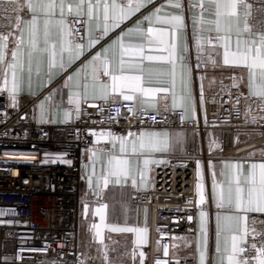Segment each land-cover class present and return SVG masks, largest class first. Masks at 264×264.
<instances>
[{
  "label": "built area",
  "instance_id": "1",
  "mask_svg": "<svg viewBox=\"0 0 264 264\" xmlns=\"http://www.w3.org/2000/svg\"><path fill=\"white\" fill-rule=\"evenodd\" d=\"M246 2L251 8L250 33L258 36L264 31V0ZM5 7L0 4V34L12 33L16 27L17 13H6ZM19 15L24 18L30 13L25 8ZM6 16L11 19H5ZM80 37L77 42L84 44L86 25L80 28ZM9 40L14 46L12 37ZM191 65L195 76L210 68L204 63L197 67L193 59ZM237 74V70H229L214 93L202 95V100L201 94L198 95L196 119H187L181 109L130 112L128 108L134 102L117 98L116 104H105L102 100L83 103L78 119L75 115L70 122L57 126L36 122V97L19 95L12 106L9 96L0 93V209L4 210L0 213V264H78L81 259L86 264H110L109 258L105 261L99 254L91 257L85 251L83 237L88 233L82 232L80 215L87 156L93 150L109 149L113 143L110 137L99 138L100 132L126 137L146 128L203 132L220 126L222 152L211 158L213 161L239 157L264 147L261 101L253 100L245 107V94L233 87ZM245 136L247 140H240L239 137ZM258 159H264V154ZM207 160L210 159L206 155H186L155 166L149 189L133 193L131 203L148 208L151 214L152 246L146 264H156L157 259L169 264H175L177 259L179 264H196L193 256L175 254L181 241L175 238L193 237L197 233V218L202 210L196 191L197 164ZM189 216L193 217L191 221L187 219ZM254 220L255 223L253 219L249 221V227H255L262 235L249 236V243L264 238V217ZM164 245L169 248L168 256L163 255ZM254 255L252 251L244 253L245 257Z\"/></svg>",
  "mask_w": 264,
  "mask_h": 264
},
{
  "label": "snow or ice",
  "instance_id": "2",
  "mask_svg": "<svg viewBox=\"0 0 264 264\" xmlns=\"http://www.w3.org/2000/svg\"><path fill=\"white\" fill-rule=\"evenodd\" d=\"M153 3V0H0V4H5L4 11L17 13L16 27L12 33L0 34V74L3 76L4 87L0 88V93L7 91L9 98L12 101V106H15L18 94L24 90V71L27 68L29 77V92L31 93V76L33 65L35 64L37 74H39L43 58L47 57L48 76L51 79L54 69L65 68V53L68 54V64L78 59L84 50V45L78 43L80 37V28L85 25H91L95 19L99 21L102 17L103 28L102 34L107 35L110 29L118 28L124 20L129 19L146 7ZM207 3L208 7H205ZM174 9L175 11L165 12L161 14L164 8ZM187 7L189 11L199 9L198 16L190 17L191 20V36L195 40L197 50V67L203 61V57L199 55L204 51V36L205 25H210L207 28L209 36L208 44L215 42L223 49V64L225 66L243 67L247 69V87L251 97L259 98L261 101V110L264 111V31H262L254 39H242V32L239 29L240 9H244L245 28L244 32H248L247 16L250 5L245 3V0H189ZM25 8L31 13V19H23L19 13ZM67 9V12H66ZM205 13L213 19H206ZM86 17V19H81ZM5 19H11L6 16ZM143 21L148 22V27H137L136 31L146 37L149 46L154 45L159 51L167 53V55L144 56V45H133L124 42V36L121 35L113 45L97 53L89 62L88 69L84 75V83L82 85L83 94L79 91H72L68 96V104L74 106L77 119L79 118L80 105L82 100L88 99V89H98L100 95L96 98L102 100L105 104L109 102L116 104L118 102L116 93L122 96L123 101H134L133 106H129L130 112L140 111L146 112L148 109L160 111L158 104L160 101H167L168 95L171 94V105L164 103L163 111L167 112L181 108L185 113L191 111L194 114L196 111L195 97L191 88V64L188 46V34L186 29L188 24L185 17L184 0H167L166 5L156 7L149 16H145ZM143 21L140 24H143ZM43 24V47H41L40 24ZM153 23L165 25L166 27H153ZM233 23L236 26V41L235 47H232L231 33L233 31ZM23 24L27 29L28 38L25 40ZM79 25L80 27H77ZM56 29L58 37L55 43L52 42L51 29ZM132 31V29H129ZM184 33V46L181 49L179 45L180 34ZM215 35H211V33ZM12 37L14 47L9 50V38ZM98 40L89 39V46H92ZM118 45L119 49V64L121 74L117 75L110 70V64L113 57L110 55V49ZM10 51V59L9 56ZM134 55L141 57L142 60H159L167 62L171 65V81L170 87L152 88L145 87L143 78L140 75H125L124 69L127 63L128 68L140 69L139 63L132 64L125 61V56ZM26 56V65H25ZM213 67L217 66L216 61L209 57ZM177 64L180 65V87L177 92ZM142 70V69H141ZM107 77L108 80L103 78ZM10 78V79H9ZM73 77L69 76L68 81H72ZM203 79V78H202ZM244 77L239 78V82H243ZM233 87L239 88V82L233 78ZM72 87L80 88L78 83ZM201 88V100H202ZM157 93H165L159 100L156 99ZM55 93H50L49 96L39 104L40 121L53 122L46 120L45 104L51 101ZM62 104V100L60 101ZM138 105V108H137ZM95 106V105H90ZM73 110L64 111V122H68L71 118ZM103 111V109H101ZM119 110H117L118 112ZM237 115L239 113L237 112ZM185 117H181L182 121ZM155 119V117H153ZM256 120L257 117H252ZM207 123V117H204ZM96 135V133H92ZM134 139L131 140V153H157L168 152L172 147L168 132H141L139 134H128ZM111 138L113 144L119 142V150L121 153L128 151L129 140L125 136H117L111 132H100L99 138ZM175 142L182 144V134L177 133ZM212 144H216L213 140ZM218 146V145H217ZM96 156V151L93 150V157ZM70 163V161L68 162ZM153 163H164L163 160L143 159L144 171H140L139 175L142 184L145 182V172L148 165ZM225 169H231L232 175L227 179V188L224 183L216 179L217 175L225 176V172L221 170L218 174L213 171L212 176V192L215 199V206L218 210L227 209L228 213L218 211L215 217V248L216 257L214 264H264V238L249 243L248 237L253 238L261 236L255 227H249V213H264V162L251 163L248 169V174L243 176V185L241 184V175L244 165L241 163H225ZM132 169L129 159L117 158L115 155H110L108 160V168L105 176L102 177L103 186L109 184V177H115L117 184L121 180H127L131 175ZM89 177V184H91ZM133 187L137 186V180L133 176L131 179ZM97 187H100V181H97ZM199 203L204 204V185L202 182L196 185ZM191 203V202H189ZM107 205L102 204L95 209L94 215L99 216L100 223H92L90 230L94 232V239H98L105 251L102 253L103 259L108 260L107 245H104V236L102 228L105 226V209ZM4 210L0 209V213ZM87 205H85V213L87 214ZM189 221L193 217H187ZM207 212L201 210L199 212L200 237L196 242L197 253L195 259L197 264H207L208 260V236H207ZM255 223V220L252 221ZM264 223V221H262ZM238 225L233 228V225ZM112 232L135 233L136 245L145 244L147 242V227H120L116 225L108 226ZM177 240H184L185 246H190L185 238L176 237ZM223 239V248H221V240ZM159 250V245H158ZM252 251L254 256L245 257L244 253ZM135 257V250L132 253ZM141 264H143V252L139 253ZM163 255H169L167 245L163 246ZM89 260L93 258H87ZM7 260V258H5ZM55 264V262H54ZM78 264H86L85 259L78 261ZM156 264H169L168 261L157 259ZM175 264H179L177 259Z\"/></svg>",
  "mask_w": 264,
  "mask_h": 264
},
{
  "label": "crops",
  "instance_id": "3",
  "mask_svg": "<svg viewBox=\"0 0 264 264\" xmlns=\"http://www.w3.org/2000/svg\"><path fill=\"white\" fill-rule=\"evenodd\" d=\"M21 2H25V0H21ZM189 0H184L185 3V17L186 23L188 24V28L186 32L188 34V46H189V55L191 60L197 61V50L195 46V40L192 39L191 32V20L190 17L198 16L200 14L199 9L189 11L187 4ZM245 3L247 4L246 0ZM167 0H163L160 3H156L153 0V3L148 4L146 7L141 8L139 12L135 15L131 16L129 19L123 21L118 28L110 29L107 35L102 34L103 28V20L102 17L99 21L93 20L91 25H86V41L83 44L84 50L78 59H75L69 66L68 64V54L65 53V68L54 69L51 79L48 76V66H47V57L45 56L42 61V67L37 74L35 64L33 65V71L31 76V93L29 92L28 84L29 77L27 68L25 67L24 71V81L25 87L24 90L18 94L19 95H32L37 98L35 109H34V118L36 122L42 124H51V125H65L66 123L73 120L76 115L73 105L68 104V96L72 91H79L83 94L82 85L84 81V75L86 70L88 69L89 62L92 58L97 54L102 52L104 49L109 48L113 45L114 41H117L118 38L123 35L124 42L131 43L133 45L143 44L144 52L143 55H167L165 52L159 51L154 45L149 46L147 44L146 37L141 35L136 31V28L143 27L146 29L149 25L147 21H143L145 16H149L153 13L156 7H160L161 5H166ZM205 7L208 5L205 3ZM27 9V8H26ZM28 10V9H27ZM175 11L174 9H170L165 7L162 11V15L165 12ZM240 21H239V29L242 32V39H254L257 35L251 34L250 30L248 32H244L245 28V17H244V9L240 10ZM249 15L247 16V26L249 29L248 19L251 15V8H248ZM67 12V9H66ZM30 13V12H29ZM206 19H213V17L209 16L208 13H205ZM86 19V17H83ZM23 19L28 20L31 19V13L29 17H24ZM143 21L141 25L140 22ZM153 27H166L165 25L155 24L153 23ZM205 31L203 36L204 40V51L200 53L203 57L202 63L210 66L209 70L206 73L195 76L193 73V67L191 65V88L193 96L195 97L196 103V111L193 114L191 111V107H189V111L186 114L187 119H196L199 114L198 107V95L201 94H211L217 90L218 83L225 79L228 75V71L231 69H235L238 71L237 74V82H239V78L244 77L243 82H239V89L245 94L246 101L245 107L250 106V102L253 100H257L259 98L251 97L249 95V89L247 85V69L243 67H233V66H225L223 64V49L215 44H208L207 38L210 35L207 31L210 25H205ZM21 28L24 29V37L25 40L28 38L27 29L24 28L23 24ZM132 29V31H129ZM52 37L51 40L55 43L58 39L56 35V29L52 28ZM184 33L180 34L179 45L181 49L184 46ZM211 35H215V33H211ZM231 35V43L232 47H235L236 41V26L233 23V31ZM40 38H41V47H43V24H40ZM89 39L93 41L98 40V42L94 43L92 46H89ZM14 46L11 44L9 40L8 48L11 50ZM110 55L113 57L110 70L115 74H121L120 64H119V49L118 45L112 47L110 49ZM209 57L216 61L215 67L211 64ZM10 59V51L9 56ZM125 61L128 63L136 64L139 63L141 65L140 69L136 68H128L127 63L124 69L125 75H140L143 78L145 87L152 88H164L170 87L171 81V65L164 61L159 60H142L141 57L128 55L125 56ZM26 56H25V65H26ZM142 69V70H141ZM177 72V92H179L180 87V65L177 64L176 67ZM72 76V81H68V77ZM203 78V79H202ZM10 79V78H9ZM104 80H108L107 77L103 78ZM80 84V88L72 87L73 85ZM4 87L3 76L0 74V88ZM7 93V91L3 92ZM50 93H55L51 101L45 104L46 110V120H51L53 122H41L40 121V109L39 104L41 101H44ZM100 95L98 89H88V99L82 100L81 105L83 103H95L100 99L96 98ZM165 93H157L156 99L159 100L161 96H164ZM168 95L167 101H160L158 107L160 111L163 110L164 103H168L171 105V94ZM9 96V95H8ZM115 96L117 98L123 99L119 93H116ZM62 100V104L60 101ZM134 102V101H133ZM135 103V102H134ZM80 105V106H81ZM138 108V105H137ZM181 109V108H177ZM73 110L71 118L68 122H64V111ZM182 110V109H181ZM148 112H158L154 109H148ZM221 127L213 126L210 128L204 129L203 132L197 131L195 129H185V128H173V129H153L146 128L141 132H168L170 136V143L172 147L168 152H157V153H131V140L134 137H128V151L126 153H121L119 150V142H115V145L112 143L109 149H97L96 156L93 157V151L89 153L87 159L84 164V178L83 183L81 185L80 197H81V207H80V215L83 220L82 232L88 233L87 236L83 237V245L85 251L91 257H95L96 255H100V259H103L102 253L105 251L104 247L101 245L98 239H94V232L90 230V226L92 223H100L99 216L94 215L95 209L102 204L107 205L105 209V226L102 228V235L104 236V245H107V256L109 258L110 264H141V257L139 255L140 252H143L145 256L143 257V264H146L149 259V248L152 246V236H151V214L148 208L135 206L131 203V198L134 192L136 191H145L150 187V183L152 180V172L153 168L158 165H163L168 163L172 159H176L177 157L186 156V155H206L210 160L200 161L197 164V183L202 182L204 185V196L205 202L202 204V210L207 212V236H208V260L207 264H214V259L216 257V248H215V217L218 211H222L225 214L228 213L227 209L218 210L215 206V199L212 192V173L215 171L217 174L223 170L225 172L224 177H220L217 175L216 179L222 181L224 183L225 189L227 188V179L232 175L231 169H225L223 166L225 163H241L244 165L241 175V184L245 188L246 185H243V176L248 174V169L251 163H261L264 162V159H258L261 155L264 154V147L259 149H254L248 152L241 154L239 157H228L225 159L219 160H211V158L220 156L222 152V135H221ZM182 134V144H178L175 142L176 134ZM240 140L245 141L248 139V136L239 137ZM215 140L216 144H212V141ZM218 145V146H217ZM110 155H115L117 158H125L129 159L131 165V175L127 180H121L120 184L115 182V177H109V184L107 187L103 186L102 177L106 175L108 168V160ZM154 159V160H163L164 163H153L148 165V168L145 172V182L142 184L140 178V171H144L143 159ZM135 177L137 180V186L133 187L131 184L132 177ZM89 177H91V184H89ZM97 181H100V187H97ZM197 191V190H196ZM198 195V194H197ZM199 198V196H198ZM85 205H87V214L85 213ZM201 211V210H200ZM249 221L251 219H259L264 217V213H249ZM110 225H116L120 227H147V242L145 244H141L139 246L136 245V235L135 233H126V232H112L109 230ZM88 226V228H86ZM238 225L234 224L233 228H237ZM86 229V230H85ZM200 224H199V214L197 218V233L193 237L185 238L190 246H185L184 240L179 242V246L175 249V254L177 256H193L195 258L197 253V244L196 242L201 239L200 237ZM223 239L221 240V248H223ZM157 246L155 245V248ZM135 250V257H133L132 253ZM196 261V259H195ZM197 264V261H196Z\"/></svg>",
  "mask_w": 264,
  "mask_h": 264
}]
</instances>
